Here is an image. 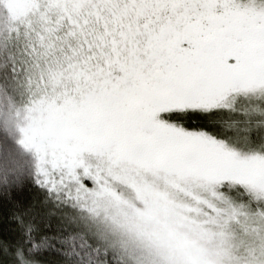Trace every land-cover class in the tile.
Listing matches in <instances>:
<instances>
[{
    "label": "snow or ice",
    "instance_id": "obj_1",
    "mask_svg": "<svg viewBox=\"0 0 264 264\" xmlns=\"http://www.w3.org/2000/svg\"><path fill=\"white\" fill-rule=\"evenodd\" d=\"M0 264H264V0H0Z\"/></svg>",
    "mask_w": 264,
    "mask_h": 264
}]
</instances>
